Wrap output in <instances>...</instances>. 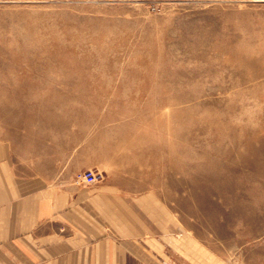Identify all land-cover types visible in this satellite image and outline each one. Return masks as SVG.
I'll return each instance as SVG.
<instances>
[{
    "label": "rangeland",
    "instance_id": "obj_1",
    "mask_svg": "<svg viewBox=\"0 0 264 264\" xmlns=\"http://www.w3.org/2000/svg\"><path fill=\"white\" fill-rule=\"evenodd\" d=\"M0 141L154 194L197 264H264V0H0Z\"/></svg>",
    "mask_w": 264,
    "mask_h": 264
},
{
    "label": "crops",
    "instance_id": "obj_2",
    "mask_svg": "<svg viewBox=\"0 0 264 264\" xmlns=\"http://www.w3.org/2000/svg\"><path fill=\"white\" fill-rule=\"evenodd\" d=\"M22 172L0 141V264H197L196 242L150 192Z\"/></svg>",
    "mask_w": 264,
    "mask_h": 264
},
{
    "label": "built area",
    "instance_id": "obj_3",
    "mask_svg": "<svg viewBox=\"0 0 264 264\" xmlns=\"http://www.w3.org/2000/svg\"><path fill=\"white\" fill-rule=\"evenodd\" d=\"M79 178L87 185L93 184L98 181V176L93 174L92 172H88L86 174H83L79 176Z\"/></svg>",
    "mask_w": 264,
    "mask_h": 264
}]
</instances>
